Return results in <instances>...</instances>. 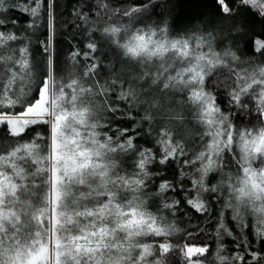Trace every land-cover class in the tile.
<instances>
[{
    "label": "snow or ice",
    "instance_id": "6c2138e0",
    "mask_svg": "<svg viewBox=\"0 0 264 264\" xmlns=\"http://www.w3.org/2000/svg\"><path fill=\"white\" fill-rule=\"evenodd\" d=\"M204 6L199 25L170 35L174 0H98L94 31L117 52L105 63L91 34L85 50L58 49L59 0H0V264H167L170 253L264 264V0ZM145 136L155 150L137 143ZM169 164L180 165L175 183L153 190L154 166ZM169 192L198 215L215 211L211 253L184 239L200 225L175 239L182 230L159 211L180 206Z\"/></svg>",
    "mask_w": 264,
    "mask_h": 264
},
{
    "label": "trees",
    "instance_id": "16d2710c",
    "mask_svg": "<svg viewBox=\"0 0 264 264\" xmlns=\"http://www.w3.org/2000/svg\"><path fill=\"white\" fill-rule=\"evenodd\" d=\"M179 0H174V2H178ZM113 3L118 2V0H112ZM206 2V0H204ZM60 7L57 12V47L58 49H61L66 56L67 53L71 50L72 46H78L81 50H85V45L88 43V37L89 34L93 36V38L97 41L98 47L102 50L103 53H108V59L104 62L107 63L108 60L112 59V49L105 43H103L102 35L99 32L94 31L96 27L102 21L97 20V16L95 15L99 9L97 7L98 0H59ZM76 9H80L83 12L88 13V21L84 22L79 19H77L76 15L74 14ZM161 11H163L161 9ZM5 15H8L10 18H19L20 13L13 11L11 13H5ZM158 17V16H157ZM27 17H24L23 20H21V23L26 20ZM106 19V17H105ZM95 22V23H93ZM43 26L41 27V33H43ZM41 33H38L40 36V39H45V36ZM74 38V39H73ZM71 40V44L69 41ZM33 49L34 53L36 54L37 60H39L41 57L39 56V49L36 46V38L33 37ZM64 57H62L63 59ZM101 72H104V69H100ZM106 75V73H105ZM223 79V77H221ZM218 96H223L226 93L222 90L221 87H217L215 89ZM223 107H227V105H224ZM187 116V113H185ZM102 123H104L102 121ZM130 121H125L123 123L119 124V127L124 128L128 127L130 125ZM2 127V126H0ZM36 128V131L40 132L44 136V141L41 142V147H46L48 142V126L47 125H40V126H34ZM187 128L189 131L193 134H196L198 132V128L196 125L192 123L187 124ZM114 131V129H113ZM111 135V132H109ZM35 136V133L33 132L31 135H25V140H30ZM152 138L145 136L143 139H139L137 143L144 147H153L155 150V145L152 143H146L145 141H150ZM2 142V141H0ZM195 145H192L189 148V154H191V151L195 150ZM180 167L179 164H169L167 166L165 165H155L153 168V172H158L159 177L156 179V183L153 184L151 187L153 190H155L156 184L160 182L161 179H167L169 181H172L175 183L176 177L178 176V168ZM185 172H188L189 175L185 178L184 184L186 187H191L189 181L191 179H194L193 169L191 166L184 168ZM213 183H215V180H213ZM167 200H174L179 199L181 201V204L178 208L168 210L160 208V214L165 216V218L169 221H172L175 223V226L182 231L180 233H177V236L175 239H179L180 236L183 235V230H192L196 227V225H200L202 227V231L197 235L193 234L192 237H184L185 240H191L193 243L196 244H208L210 246V253L216 248L217 246V237H216V214L215 211H213L211 217L207 215H198L196 214L191 208H189L184 203V198L182 195L179 194V192L173 193L169 192L166 197ZM163 201H161L162 203ZM149 203H152V201H149ZM211 208L214 210H218L219 206L216 203L211 204ZM153 211H156V209H153ZM225 241L226 239L223 238ZM175 242V240H174ZM232 250V249H231ZM231 250H228L231 251ZM212 256L210 255L208 257L209 260H212ZM167 264H180V259L178 257V254L176 253H170L167 256Z\"/></svg>",
    "mask_w": 264,
    "mask_h": 264
},
{
    "label": "rangeland",
    "instance_id": "374dc122",
    "mask_svg": "<svg viewBox=\"0 0 264 264\" xmlns=\"http://www.w3.org/2000/svg\"><path fill=\"white\" fill-rule=\"evenodd\" d=\"M178 7L173 11V13L168 16V24H169V33L170 35H179L181 34L185 28H188L193 25H199L200 16L202 13L210 12L209 8H206L204 5L206 2L204 0H179L176 2ZM160 17L153 16L151 20L146 21V23H154L158 21ZM257 31H260V26L257 25ZM264 38V37H262ZM241 53L244 57L251 56V51L248 47H245V42H241L240 45ZM112 59L115 60L117 57V52L112 50ZM226 239L224 241L226 248L228 250H233L234 243L232 238L223 237ZM252 237H250L251 239ZM254 248H260L261 245L259 242L253 244ZM231 250V251H232ZM229 251V252H231Z\"/></svg>",
    "mask_w": 264,
    "mask_h": 264
}]
</instances>
